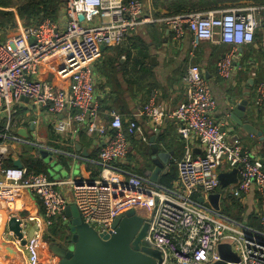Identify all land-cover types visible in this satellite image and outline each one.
<instances>
[{
	"label": "built area",
	"instance_id": "built-area-1",
	"mask_svg": "<svg viewBox=\"0 0 264 264\" xmlns=\"http://www.w3.org/2000/svg\"><path fill=\"white\" fill-rule=\"evenodd\" d=\"M151 9V0H66L59 21L47 18L29 26L18 21L17 33L0 41V236L8 235L17 248L26 251L25 264H40L37 250L43 223L52 225L60 219L68 225V205L76 204L82 220L101 233L113 230L120 214L131 208L139 211L149 202L154 204L152 216L141 213L149 222L145 240L162 251V264H213L221 259V243L232 245L241 257L240 264H264V163L240 140L230 139L227 129L213 117L217 100L201 66H188L183 77L186 98L173 110L162 109L158 91L153 90L136 108L133 118L125 121L111 110L109 123L102 122L91 73V64L102 57L103 45H121L147 23H165L177 42L189 31L193 47L204 41L247 45L264 23V15L263 19L260 16L264 7L165 13L158 18ZM0 10L9 9L0 6ZM80 13L84 14L83 20ZM94 18L99 21L90 23ZM57 55L59 63L48 77L43 74L42 63ZM232 57L233 51L218 62L223 77L231 73ZM256 89V103L261 105L264 80ZM26 107L46 117L55 143L71 146L78 129L104 137L98 176L55 180L47 172L25 164L30 158L43 161L42 150L54 157L73 156L69 149L18 132L16 114ZM139 116H146L155 126L167 117L179 124L185 151L177 162L178 175L172 187L149 181L119 165L130 153V137L148 141L137 122ZM16 159H21L22 167L14 165ZM224 167L227 171L239 169L238 181L231 188L235 197L251 189L257 191L262 203L259 229L241 224L201 201L221 187L219 174ZM61 186H67L65 192ZM23 191L39 198L44 221L32 215L19 216L25 210ZM12 217L21 220L22 238L8 227ZM29 221L36 225L33 232Z\"/></svg>",
	"mask_w": 264,
	"mask_h": 264
},
{
	"label": "crops",
	"instance_id": "crops-1",
	"mask_svg": "<svg viewBox=\"0 0 264 264\" xmlns=\"http://www.w3.org/2000/svg\"><path fill=\"white\" fill-rule=\"evenodd\" d=\"M241 7L259 6L246 3ZM156 12L159 13L158 16L152 14L156 18L166 13L162 9ZM263 15L264 12L261 11L262 19ZM98 21L99 18H94L90 23L95 24ZM10 29L7 25L0 28V41L15 35L18 27L15 31ZM192 38V34L187 31L185 37L177 42L173 39L168 26L163 22H153L139 26L121 45L105 46L102 57L91 64L95 94L101 106L102 122L109 123L111 110L120 113L125 121L133 118L136 108L147 101L153 90L158 91V102L162 109L167 112L173 110L186 98L183 77L188 66L196 62L204 71L217 100V107L213 112L215 120L227 129L230 139L240 140L246 150L261 158L264 163V145L259 136L237 125L228 113L231 107L238 105L244 99L247 100L244 119L264 133V103L261 105L256 103L257 85L264 80V23L258 27L254 40L247 45L234 47L222 42L204 41L198 47H193ZM231 51H233L231 73L228 77H223L219 73L218 62L224 54ZM59 60L60 55H57L42 63V69L45 66L43 74L51 77L52 70ZM136 119L148 136V141L130 137V153L125 161L120 162L123 163L120 166L149 181L151 179L146 172L160 167L162 171L157 183L167 187L174 186L178 175L177 162L185 151L184 140L178 132V122L174 118L167 117L161 125L155 126L146 116H139ZM16 120L19 129L27 130V137L35 139L34 136L37 135L38 139L35 140L47 141L60 149L72 151L73 156H57V161L68 169V177L98 176L101 169L100 150L104 144V137L87 134L78 129L74 138L70 140L72 145L68 146L65 142L55 143L46 117L40 116L29 107L19 108ZM30 124L33 125V129L30 128ZM159 153H168L170 156L168 162L164 161ZM221 170L227 172L226 167ZM170 172L173 173L174 179L169 185H165L161 182L162 178ZM65 179L68 178L55 180ZM234 184L221 186L214 191H222L221 211L241 224L259 229L262 203L257 191L251 189L235 197L231 192ZM59 188L65 192L67 186ZM23 192L25 210L21 211L19 216L25 218L27 215H32L44 221L45 211L39 198L28 191ZM207 197L206 203L210 205ZM140 209L144 216L151 217L154 204L149 202L146 207ZM30 223L34 231L36 225L33 221ZM55 223L56 221L52 225L43 223L41 244L37 250L40 264H58L59 257L51 247L54 244L68 246L71 241L69 226L68 239L59 231L53 230ZM26 256V251L17 248L8 235L0 236V264H25Z\"/></svg>",
	"mask_w": 264,
	"mask_h": 264
},
{
	"label": "water",
	"instance_id": "water-1",
	"mask_svg": "<svg viewBox=\"0 0 264 264\" xmlns=\"http://www.w3.org/2000/svg\"><path fill=\"white\" fill-rule=\"evenodd\" d=\"M79 18L83 20L84 14L80 13ZM104 49L103 45L102 50ZM246 108L247 100L244 99L238 105L231 107L228 113L237 125L242 126L249 133L258 135L264 145L263 131L244 119ZM30 128L33 129L32 124ZM18 132L25 137L28 136L25 128L19 129ZM159 154L164 161L168 162L170 157L168 153ZM40 155L43 159L53 156L44 150L40 151ZM13 163L18 167L23 165L21 159H16ZM62 166L64 167L63 164ZM161 171L162 169L157 167L153 171L146 172V175L157 182ZM52 177L57 179L53 175ZM238 178V168L219 174L222 187L236 183ZM221 194L222 191L214 192L207 197L210 205L217 210L221 209ZM201 201H206V198H201ZM66 214L69 217L71 241L68 246L54 244L51 247L59 257V264H162L164 259L162 251L143 242L147 236L149 222L135 208L117 216L113 223V230L101 233L82 220L76 204L68 205ZM8 227L19 238L23 237L20 219L12 217L8 222ZM22 243L25 244L26 240L24 239ZM218 250L221 259L213 264H240L241 257L233 250L230 243L219 244Z\"/></svg>",
	"mask_w": 264,
	"mask_h": 264
},
{
	"label": "trees",
	"instance_id": "trees-1",
	"mask_svg": "<svg viewBox=\"0 0 264 264\" xmlns=\"http://www.w3.org/2000/svg\"><path fill=\"white\" fill-rule=\"evenodd\" d=\"M12 1L13 0H0V6L8 8L12 5ZM246 3L264 7V0H151V12L156 16L159 15L156 10L160 9L165 10L167 14H185L193 11H210L240 7ZM65 4L66 0H24V3L17 9V14L20 19L24 21L23 23L26 26L39 24L47 18L52 21H59ZM16 21L17 19L13 11H0V28L6 25L8 26V23L16 26ZM164 25L166 24L164 23ZM1 41L5 40L1 39ZM61 159H63V157ZM24 163L36 171L47 172L45 164L41 159L34 160L30 158L24 161ZM119 165H123V163H119ZM125 166L127 167L128 164ZM123 168L125 169V167ZM173 179L174 175L170 172L162 178L161 182L165 185H169ZM53 230L59 231L62 236L64 235L69 239L67 236V230L69 231L68 226L63 224L62 221L56 220ZM145 244L150 245V242L145 241Z\"/></svg>",
	"mask_w": 264,
	"mask_h": 264
},
{
	"label": "rangeland",
	"instance_id": "rangeland-1",
	"mask_svg": "<svg viewBox=\"0 0 264 264\" xmlns=\"http://www.w3.org/2000/svg\"><path fill=\"white\" fill-rule=\"evenodd\" d=\"M24 3V0H13L12 1V5L10 7H8L9 10L13 11L15 13V16H16V19H17V24H18V21L24 25V21L20 19L19 15L17 14V9L19 8V6ZM5 8V7H3ZM1 11V10H0ZM9 25V28H11L10 30H13L15 31V29L18 27V25L14 26V25H11V23H8ZM34 138L38 139V136H34ZM28 154V153H27ZM23 160H25L23 158ZM43 163L45 164V167H46V171L49 175H53L54 177H57V179H63V178H69L68 177V174H69V171L68 169H65L61 163H58L57 161V156L54 157V156H48L46 157L45 159H43ZM138 212H142L141 209H139ZM87 224V223H86ZM31 225V232H33V225L32 223L29 224V227ZM68 226V225H66ZM68 232V230H67ZM146 240H144L143 242L145 243Z\"/></svg>",
	"mask_w": 264,
	"mask_h": 264
},
{
	"label": "bare ground",
	"instance_id": "bare-ground-1",
	"mask_svg": "<svg viewBox=\"0 0 264 264\" xmlns=\"http://www.w3.org/2000/svg\"><path fill=\"white\" fill-rule=\"evenodd\" d=\"M36 227V226H35Z\"/></svg>",
	"mask_w": 264,
	"mask_h": 264
}]
</instances>
